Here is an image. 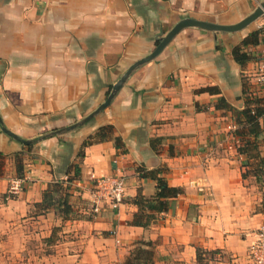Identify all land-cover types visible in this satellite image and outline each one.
I'll return each instance as SVG.
<instances>
[{"label":"crops","instance_id":"crops-1","mask_svg":"<svg viewBox=\"0 0 264 264\" xmlns=\"http://www.w3.org/2000/svg\"><path fill=\"white\" fill-rule=\"evenodd\" d=\"M260 1L0 0L2 123L25 139L66 127L180 18L234 24ZM263 26L258 18L233 32L183 28L74 129L25 145L0 128V264H123L135 247L149 249L153 264H254L248 248L264 230V166L255 170L264 112L258 136L243 139L233 111L249 98L264 107V43L246 47L242 66L232 48ZM220 98L230 108L217 107ZM106 124L122 148L113 138L84 145ZM245 140L256 144L248 155L237 151ZM17 157L24 180L12 194ZM139 167L182 190L166 211L145 205L135 216L137 193L156 191ZM115 175L124 177V200L94 212L92 176ZM45 192L51 205L42 203Z\"/></svg>","mask_w":264,"mask_h":264},{"label":"trees","instance_id":"trees-1","mask_svg":"<svg viewBox=\"0 0 264 264\" xmlns=\"http://www.w3.org/2000/svg\"><path fill=\"white\" fill-rule=\"evenodd\" d=\"M264 43V27L251 31L239 44L235 45L232 48V55L237 63L241 66L245 64L249 60L248 53L246 51V47L249 45H257L258 43ZM209 91H216L215 88L209 87ZM257 99H246L245 107L241 110H234L235 121L237 124V128L235 129V135L240 137H246L249 134L254 137L258 136L260 132V127L258 123V118L263 114L264 107L263 105H258ZM217 107L222 108H230L228 103L224 98H220ZM114 128L111 124H106L98 127V129L94 132V134L88 136L84 142L85 144L92 143L94 141H103L107 139L113 138L115 141V145L118 148L123 147V141L119 136H113ZM244 139V138H243ZM154 140L151 139V145L154 147ZM256 149L255 142L243 141L238 147L237 151L239 153H245L248 155L249 150ZM81 156V153H79ZM264 166V158H259L257 162L256 172H263L262 168ZM16 169H17V177H22V161L20 157L16 158ZM139 176L141 177H150L154 179L156 182V191L155 194L151 197H145L139 191L134 198V203L140 208L138 212L135 213V216L138 217L142 215V208L146 205L148 210H156L157 212L166 211L168 209V200L170 198L176 197L181 193V189L179 187L169 186L163 177L158 175L159 170H151L147 171L142 167L137 169ZM52 202H55L46 192L44 193V197L42 203L44 206L51 205ZM47 203V204H46ZM67 205H64V209H66ZM150 216H148V219ZM135 225H143L141 221L134 220L132 221ZM202 251H197V256L200 259ZM123 264H153L152 252L149 249L135 247L131 253L126 257Z\"/></svg>","mask_w":264,"mask_h":264},{"label":"water","instance_id":"water-1","mask_svg":"<svg viewBox=\"0 0 264 264\" xmlns=\"http://www.w3.org/2000/svg\"><path fill=\"white\" fill-rule=\"evenodd\" d=\"M263 13H264V0L260 1L248 15H246L244 18H242L240 21L234 24H218L211 21L196 19L193 17H182L165 34H162L160 35V37L157 38L156 45L150 51V53L138 59L137 61L129 65L127 69H125V71L119 76V78L111 85L106 98L95 109H93V111H91L81 119L77 120L76 122L66 127L50 130L30 139L22 138L17 134L13 133L11 130H9L7 127L3 125L1 118H0V128L5 134L9 135L13 139L25 145H30L33 144L34 142H37L49 136L74 129L82 125L83 123L87 122L93 116L98 114L102 109L107 107L115 97L116 93L120 90V88L125 84V82L129 78V76L133 73V71H135L143 64L153 60L162 51V49L175 37V35L183 28L194 27L201 30H208L213 33L233 32L246 27L253 21L257 20Z\"/></svg>","mask_w":264,"mask_h":264},{"label":"built area","instance_id":"built-area-1","mask_svg":"<svg viewBox=\"0 0 264 264\" xmlns=\"http://www.w3.org/2000/svg\"><path fill=\"white\" fill-rule=\"evenodd\" d=\"M264 25V13L259 17ZM264 27V26H263ZM263 60L260 65L258 81L264 85V50L262 51ZM228 129H233L234 125H228ZM23 177L12 178L8 185V192L16 194L21 191ZM125 181L122 175L95 177L92 176L93 200L92 210L98 212L101 205L106 204L111 208H117L124 200ZM256 241L251 243L248 248V255L254 264H264V230L257 234Z\"/></svg>","mask_w":264,"mask_h":264}]
</instances>
